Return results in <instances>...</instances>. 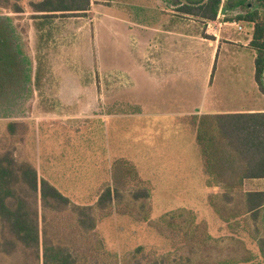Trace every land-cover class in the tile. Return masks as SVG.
<instances>
[{"label":"rangeland","instance_id":"374dc122","mask_svg":"<svg viewBox=\"0 0 264 264\" xmlns=\"http://www.w3.org/2000/svg\"><path fill=\"white\" fill-rule=\"evenodd\" d=\"M93 3L94 23L86 13L32 21L29 13L14 16L0 8V151L10 149L18 162H30L38 177L77 204L95 203L98 191L112 183L114 160L128 161L136 177L129 172L127 186L149 188V209L146 219H135L132 213H139L138 208L125 207V195L122 203L113 204L107 216L98 219L96 232L105 250L118 259L137 246H143L147 256H185L186 247L192 245L193 264H219L222 259H229L226 264H264L252 222L241 217L224 220L211 205L215 192L208 194L201 185V156L191 131L183 127V115L156 112L153 83L142 80L135 85L132 74H127L141 61H121L126 52L121 49V35L126 30L120 11L128 20L151 25L158 20L157 0ZM252 3L264 16V3ZM37 23L44 29L45 47L32 43L29 48L28 29ZM234 32L246 35L245 30ZM136 33V27L126 33L132 44ZM151 62L145 61L148 72ZM194 63L204 66L203 61ZM251 69V61L238 65L216 61L213 91L228 74L241 81L238 91L219 92L223 106L264 107V98L248 88ZM163 106L162 110L179 109V103ZM11 121L23 124L13 136L7 130ZM177 209L192 213L193 225L199 227L195 235L192 229L185 235L186 227L182 228L190 216L172 224L166 221L164 215ZM221 213L231 214L228 209ZM205 235L224 240L202 243ZM230 238L239 239L243 247ZM242 248L251 253L250 261L234 260L244 255Z\"/></svg>","mask_w":264,"mask_h":264},{"label":"trees","instance_id":"16d2710c","mask_svg":"<svg viewBox=\"0 0 264 264\" xmlns=\"http://www.w3.org/2000/svg\"><path fill=\"white\" fill-rule=\"evenodd\" d=\"M19 1L0 0V8L22 12ZM252 1L264 3V0H225L223 7L226 10L245 7V14L238 17L255 22L254 79L264 95V17ZM220 3L221 0H200L191 7L181 5L177 9L187 8L202 18L213 19ZM29 4L33 12H44L35 17L79 16L88 10L90 0H42ZM192 122L206 186L218 188L211 195L214 196L211 205L224 220L241 217L251 221L259 251L264 256V191L244 188L248 180L264 179V112L193 116ZM21 125L11 121L7 130L13 136ZM112 166V183L98 191L95 203L77 204L49 180L38 177L30 162H18L10 149L0 151V264H193L192 245L186 247L185 256L176 253L147 256L143 246H137L118 259L105 250L96 232L98 219L107 216L113 204L122 203L125 195L128 197L125 207L136 204L138 208L139 213L133 212L132 216L146 219L150 198L148 187L127 186L129 172L136 177L128 161L116 159ZM223 209L231 214L223 215ZM184 215L191 217L188 227L185 226L188 223L182 226L186 227L184 234L189 235L192 229L195 235L199 227L193 225L190 211L177 209L167 212L164 218L172 224ZM230 239L243 247L239 239ZM222 240L205 235L201 242L211 245ZM81 241L86 247L80 245ZM241 250L244 255L234 260L250 261L251 253L246 248ZM227 260L222 259L219 264H226Z\"/></svg>","mask_w":264,"mask_h":264},{"label":"crops","instance_id":"0c3cea01","mask_svg":"<svg viewBox=\"0 0 264 264\" xmlns=\"http://www.w3.org/2000/svg\"><path fill=\"white\" fill-rule=\"evenodd\" d=\"M40 1L42 0H20L22 12L10 11V14L22 16L29 13L32 16L29 20L43 19L44 16L34 17L33 15H44V12H33L29 4ZM197 1L200 0H157L159 4L156 7L158 20L151 25L144 21L128 20V15L124 11H120L123 15L120 16L121 22L125 26L126 33H131L132 27L137 28V33L131 36L133 44L129 42L130 35L126 33L121 35V49L126 50L121 53V61H141L140 64H134L131 72L128 70V76L131 77L132 74L131 78L135 85L142 84V80L152 82L155 91L152 98L153 107H155L154 109L158 108L156 112L183 115V123H185L183 127L191 131L194 139L193 116L264 112V107L223 106L219 92L221 90L222 92L238 91L240 88L241 81L239 83L235 75H226L223 84L213 91L216 61H230L237 65L241 61H251L252 69L250 80H247L248 88L264 98L254 79V61L257 50L252 45V39L255 22L238 17L245 14L240 11V7L226 10L223 7L225 0H221L218 12L213 19L202 18L193 14L191 10L187 11V8L185 10L177 9L181 5L191 7L192 3ZM110 2L112 5V0ZM84 13L87 14L88 21L94 23L93 0H90L89 8ZM261 16H263L262 13ZM238 26L241 29H238ZM244 30L246 31L245 36L237 35L234 32ZM110 31L112 33V28ZM28 35L29 48L33 47L32 43L36 47L44 45V29L38 23L28 29ZM145 61H152L151 72H148L149 64ZM194 61H203L204 66L195 64ZM108 97L105 96L106 107ZM162 102H165L164 106L179 103V109L162 110ZM106 116H109V111H106ZM110 116L112 117L113 114ZM198 162L201 185L205 187L208 194L217 192L218 188L206 186V175L203 171L201 157ZM248 185L252 188H248ZM244 188L264 191V179L248 180L245 182Z\"/></svg>","mask_w":264,"mask_h":264},{"label":"built area","instance_id":"2783aa9c","mask_svg":"<svg viewBox=\"0 0 264 264\" xmlns=\"http://www.w3.org/2000/svg\"><path fill=\"white\" fill-rule=\"evenodd\" d=\"M238 29H241V27H240V26H238Z\"/></svg>","mask_w":264,"mask_h":264}]
</instances>
